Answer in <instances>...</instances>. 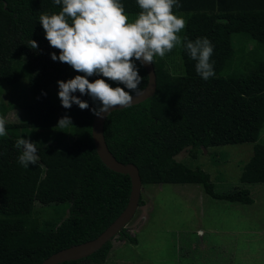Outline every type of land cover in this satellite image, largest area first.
<instances>
[{
    "label": "trees",
    "instance_id": "1",
    "mask_svg": "<svg viewBox=\"0 0 264 264\" xmlns=\"http://www.w3.org/2000/svg\"><path fill=\"white\" fill-rule=\"evenodd\" d=\"M121 2L129 20L135 18L140 11L135 0ZM179 2L172 11L185 18L184 30L178 33L184 74L170 73L178 67V58H171L175 49L154 57V94L106 117V146L118 162L136 166L141 186L200 185L214 200L251 204L247 189L217 193L208 173L176 157L186 151L194 160L201 149L253 143L239 181L264 184V143H256L264 127V0ZM59 10L52 0H0V87L24 77L45 88H58L57 80L82 74L50 58V52L59 50L49 46L38 17ZM234 34L253 40L257 52L236 53ZM185 37L210 40L214 77L204 81L197 75L195 61L183 48ZM31 40L36 49L31 48ZM246 64L245 73L232 71L235 65ZM138 68L144 88L147 75L142 66ZM95 78L89 77L90 82ZM80 98L94 107L87 95ZM8 107L13 106L0 105V117ZM21 108L27 119L6 122L7 134L0 137V264H41L62 249L96 238L123 211L130 194L129 177L109 170L96 154L91 137L94 115L89 109L76 105L65 109L57 95L46 99L35 92ZM65 115L72 126H57ZM17 137H27L36 145L38 160L28 168L17 163L19 153L13 147ZM36 205L51 214L41 218ZM143 205L140 198L138 206ZM113 240L137 243L123 228L90 256L60 264H104Z\"/></svg>",
    "mask_w": 264,
    "mask_h": 264
},
{
    "label": "rangeland",
    "instance_id": "2",
    "mask_svg": "<svg viewBox=\"0 0 264 264\" xmlns=\"http://www.w3.org/2000/svg\"><path fill=\"white\" fill-rule=\"evenodd\" d=\"M231 41L236 53L257 52V44L247 36L234 34ZM179 48L180 44L171 50L175 49L171 58H178V67L170 69L175 76L184 74ZM169 60L166 58L167 63ZM247 66L235 65L232 71L242 74ZM0 89V105L19 107H8L3 116L5 122L11 123L27 119L21 106L30 101L31 92L46 99L58 92L54 85L45 88L24 77ZM256 143H264V127ZM253 147V143L225 145L198 150L194 160L186 151L176 157L208 173L217 193L247 189L251 204L214 200L200 185L141 186L140 198L144 205L136 209L126 225L137 243L113 240L104 264H264V184L243 185L239 181L241 169L252 156ZM35 210L41 218L51 214L38 205Z\"/></svg>",
    "mask_w": 264,
    "mask_h": 264
},
{
    "label": "clouds",
    "instance_id": "3",
    "mask_svg": "<svg viewBox=\"0 0 264 264\" xmlns=\"http://www.w3.org/2000/svg\"><path fill=\"white\" fill-rule=\"evenodd\" d=\"M52 3L60 6L59 12L38 17L49 46L59 50L58 54L50 52V58L82 73L56 82L57 96L65 109L76 105L103 119L116 106L129 107L134 96L145 92L138 65L152 64L154 57H164L181 43L178 33L185 21L172 11L173 6L180 7L179 0H135L140 11L132 20L121 0H52ZM30 44L32 49L37 48L34 40ZM183 48L195 61V72L202 80L214 77L210 62L213 45L207 37L195 40L185 37ZM93 76L96 78L90 82L89 77ZM109 82L116 86H110ZM85 95L94 107L89 108L88 101L80 98ZM5 123L0 117V137L7 134ZM68 125L71 118L67 115L57 121L59 127ZM13 147L19 153L17 163L23 168L37 162L36 145L27 137H17Z\"/></svg>",
    "mask_w": 264,
    "mask_h": 264
},
{
    "label": "water",
    "instance_id": "4",
    "mask_svg": "<svg viewBox=\"0 0 264 264\" xmlns=\"http://www.w3.org/2000/svg\"><path fill=\"white\" fill-rule=\"evenodd\" d=\"M142 67L147 75V82L144 86L145 92L139 97L134 96L132 104L130 106L142 103L146 99L150 98L155 92L156 83L153 65L147 64ZM122 109L119 108V106H116L112 110L115 111ZM108 115H106L103 119L93 116L91 122V137L96 154L103 165H105L109 170L115 173L127 175L129 177L130 194L126 207L115 218V220L96 238L62 249L44 259L41 264H60L63 262L81 260L90 256L91 254L99 250L105 243L115 237L121 229L126 228V225L133 218L136 209L139 207L138 203L140 199L141 181L136 166L131 163L123 164L118 162L115 157L109 152L106 146L103 136V124Z\"/></svg>",
    "mask_w": 264,
    "mask_h": 264
},
{
    "label": "crops",
    "instance_id": "5",
    "mask_svg": "<svg viewBox=\"0 0 264 264\" xmlns=\"http://www.w3.org/2000/svg\"><path fill=\"white\" fill-rule=\"evenodd\" d=\"M238 1H241V0H238Z\"/></svg>",
    "mask_w": 264,
    "mask_h": 264
}]
</instances>
